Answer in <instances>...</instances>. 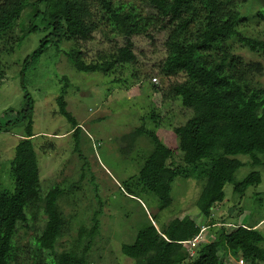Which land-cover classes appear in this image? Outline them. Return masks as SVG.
Returning <instances> with one entry per match:
<instances>
[{
	"label": "trees",
	"instance_id": "1",
	"mask_svg": "<svg viewBox=\"0 0 264 264\" xmlns=\"http://www.w3.org/2000/svg\"><path fill=\"white\" fill-rule=\"evenodd\" d=\"M246 1L140 0L149 10L143 15L133 6L125 8L120 0H0V53H12L24 38L38 31L32 22L42 15L40 5H52L44 14L43 30L47 35L25 58V65L41 56L51 42L57 45L65 39L74 46L64 55L75 70L107 76L133 68L134 37L151 38L149 32L154 30L166 32V56L159 65V74L166 78L184 76L182 82L174 83L168 91L179 97L182 106L192 113L174 133L184 164L207 165L205 184L196 205L200 216L209 221L208 227L214 228L211 208L223 203L224 187L232 185L231 198L238 203L248 189L262 182L261 172L254 169L264 170V86L253 82L254 74L264 71L259 64L246 63L232 55L228 46V41L237 39L252 52L264 48L262 41L239 33L240 7ZM28 9L29 22L23 26L21 16ZM96 14H100L97 19ZM101 23L102 28L107 26L114 36L121 38V44L98 52L88 61L79 43L92 41L94 34L101 32ZM3 72L0 65V83ZM128 79L139 82V73L133 70ZM66 86L56 99L58 113L78 131L75 120L66 111ZM22 88L25 105L17 121L27 125L10 163L14 192L11 195L0 192V264H17L10 256L13 239L18 225L28 221L26 208L35 203L42 204L47 217L36 240L40 251L47 253V264H90L89 252L99 235L96 215L89 226L78 228V238L68 250L55 251L59 239L68 230L69 220L59 206L64 196L57 185L46 194L40 192L39 157L33 145L36 134L32 132L34 102L25 87ZM131 136H147L152 142V151L144 159L135 184L155 194L159 210L166 209L172 201L171 184L180 174L177 168L167 164L171 150L155 132L143 127ZM40 150L46 154V148ZM238 156L248 161L244 163ZM243 166L252 170L236 181L235 174ZM256 225H237L228 231L222 228L224 232L217 241L201 239L190 258L187 241L202 226L189 218H176L161 231L152 224L140 230L134 242L123 245L121 252L136 264H224L226 252L240 254L250 264L264 263V234Z\"/></svg>",
	"mask_w": 264,
	"mask_h": 264
},
{
	"label": "rangeland",
	"instance_id": "2",
	"mask_svg": "<svg viewBox=\"0 0 264 264\" xmlns=\"http://www.w3.org/2000/svg\"><path fill=\"white\" fill-rule=\"evenodd\" d=\"M120 1L125 8L133 6L143 15L149 13L140 0ZM50 7V4L39 6L42 15L32 22L39 28L37 32L24 38L12 53H0L4 71L0 83V192L5 195L14 192L10 163L27 125L17 121L25 105L24 86L34 102L32 132L36 134L33 145L39 157L40 192L46 194L57 185L64 196L59 206L69 220L68 230L55 251L68 250L78 238V228L89 226L94 215L99 235L89 252L90 264H136L122 254L121 247L132 244L137 233L150 224L161 231L176 218H189L202 226V241H217L224 229L228 231L237 225L250 227L261 223L256 226L264 234V170L259 168L254 170L261 172L262 182L248 189L238 203L231 198L232 185L224 187L223 203L211 208L214 228L208 227L209 221L199 214L196 203L205 184L207 165L194 167L182 162L174 129L183 125L192 112L168 91L174 83L182 82L184 76L166 78L159 74V65L166 56V32L154 30L149 32L151 38L134 37L133 68L107 76L75 70L64 55L74 46L65 39L57 45L51 42L41 56L25 65V58L47 35L43 30L44 14ZM29 14V9L22 14L23 26L28 24ZM99 17L96 14L95 19ZM238 29L242 36L264 43V0H247L240 7ZM119 44L121 38L114 36L107 26L95 33L92 41L79 43L88 61L98 52ZM228 46L232 55L246 63L259 64L264 71V48L252 52L237 39L228 41ZM133 70L140 76L137 83L128 79ZM116 78L120 81L114 82ZM253 82L264 86V72L254 74ZM66 84V111L75 120L77 132L73 123L58 113L56 99ZM141 127L155 132L170 148L172 154L167 164L180 171L171 184V204L163 210H159L154 193L135 184L144 159L152 151L147 136H131ZM41 147L47 149L46 154L41 153ZM238 158L244 163L248 161L242 156ZM251 170L248 166L241 167L235 180H241ZM26 213L28 221L18 225L10 256L17 264H47V253L36 245L47 222L43 206L30 205ZM240 258V254L226 252L223 260L224 264H237Z\"/></svg>",
	"mask_w": 264,
	"mask_h": 264
},
{
	"label": "built area",
	"instance_id": "3",
	"mask_svg": "<svg viewBox=\"0 0 264 264\" xmlns=\"http://www.w3.org/2000/svg\"><path fill=\"white\" fill-rule=\"evenodd\" d=\"M153 82H157V78L154 77L153 79ZM200 240V235H197L195 236L192 240L190 241H187V244H188V256L191 258L194 256V249H195V246L196 244L198 243V241ZM237 264H244L243 261L240 259L238 260Z\"/></svg>",
	"mask_w": 264,
	"mask_h": 264
},
{
	"label": "clouds",
	"instance_id": "4",
	"mask_svg": "<svg viewBox=\"0 0 264 264\" xmlns=\"http://www.w3.org/2000/svg\"><path fill=\"white\" fill-rule=\"evenodd\" d=\"M197 235H200V240H201V239H202V238H201V236H202V232L200 231ZM197 235H196V236H197ZM191 240H192V239H191ZM200 240H199V241H200ZM189 241H190V240H189ZM199 241H198V242H199ZM194 252H195V249H194ZM240 259H241V258H240ZM240 259H238V260H240ZM241 260H242V259H241ZM242 261H243V260H242ZM243 263H244V261H243Z\"/></svg>",
	"mask_w": 264,
	"mask_h": 264
}]
</instances>
